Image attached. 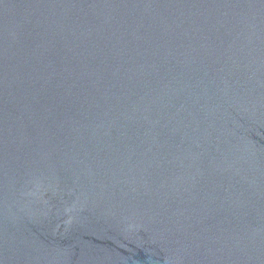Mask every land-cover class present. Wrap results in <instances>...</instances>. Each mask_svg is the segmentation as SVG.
<instances>
[{
  "label": "water",
  "instance_id": "water-1",
  "mask_svg": "<svg viewBox=\"0 0 264 264\" xmlns=\"http://www.w3.org/2000/svg\"><path fill=\"white\" fill-rule=\"evenodd\" d=\"M0 264H264V0H0Z\"/></svg>",
  "mask_w": 264,
  "mask_h": 264
}]
</instances>
